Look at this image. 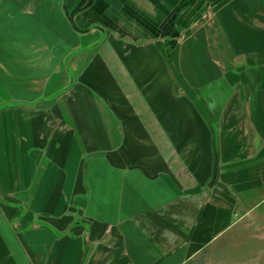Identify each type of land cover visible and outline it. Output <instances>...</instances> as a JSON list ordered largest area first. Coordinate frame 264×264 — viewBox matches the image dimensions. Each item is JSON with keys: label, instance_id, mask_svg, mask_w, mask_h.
Masks as SVG:
<instances>
[{"label": "crops", "instance_id": "0c3cea01", "mask_svg": "<svg viewBox=\"0 0 264 264\" xmlns=\"http://www.w3.org/2000/svg\"><path fill=\"white\" fill-rule=\"evenodd\" d=\"M0 107V264H222L264 217V0H0Z\"/></svg>", "mask_w": 264, "mask_h": 264}, {"label": "rangeland", "instance_id": "374dc122", "mask_svg": "<svg viewBox=\"0 0 264 264\" xmlns=\"http://www.w3.org/2000/svg\"><path fill=\"white\" fill-rule=\"evenodd\" d=\"M1 108V107H0ZM257 212H264V200L260 201L254 208ZM243 225L253 228L251 231L245 232L242 237H245L247 243L241 242L239 237L233 242L234 246L223 248V263L222 264H264V237L261 236L262 227L264 228L263 216H248L247 221H243ZM182 226V225H180ZM260 230L256 235L255 229ZM253 236L255 238H251ZM264 236V235H263ZM230 243V242H228Z\"/></svg>", "mask_w": 264, "mask_h": 264}, {"label": "flooded vegetation", "instance_id": "af4514ba", "mask_svg": "<svg viewBox=\"0 0 264 264\" xmlns=\"http://www.w3.org/2000/svg\"><path fill=\"white\" fill-rule=\"evenodd\" d=\"M77 14V12L76 11H74L73 13H72V15H73V17H75V15ZM172 26V25H171ZM174 27L176 26V30H179V31H181L182 29H183V25H173Z\"/></svg>", "mask_w": 264, "mask_h": 264}, {"label": "water", "instance_id": "95a60500", "mask_svg": "<svg viewBox=\"0 0 264 264\" xmlns=\"http://www.w3.org/2000/svg\"><path fill=\"white\" fill-rule=\"evenodd\" d=\"M74 18V17H73Z\"/></svg>", "mask_w": 264, "mask_h": 264}]
</instances>
